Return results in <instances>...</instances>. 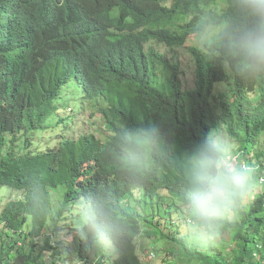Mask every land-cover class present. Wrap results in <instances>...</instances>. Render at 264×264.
<instances>
[{"label":"trees","instance_id":"16d2710c","mask_svg":"<svg viewBox=\"0 0 264 264\" xmlns=\"http://www.w3.org/2000/svg\"><path fill=\"white\" fill-rule=\"evenodd\" d=\"M227 6V0H0V226L8 230L0 232V264H46L48 255L64 264H103L69 223L71 208L91 195L137 212L139 239L113 264H145L139 251L145 242L162 264H264V192L216 247L189 252L174 229L181 205L169 163L157 165L137 191L114 144L127 123L163 126L172 130L178 155L222 124L241 158L264 173V82L230 77L190 47L195 81L184 88L168 52L189 42L195 14ZM85 117L100 120L99 130L75 134ZM145 199L157 200L168 215L141 213Z\"/></svg>","mask_w":264,"mask_h":264},{"label":"clouds","instance_id":"9594fccd","mask_svg":"<svg viewBox=\"0 0 264 264\" xmlns=\"http://www.w3.org/2000/svg\"><path fill=\"white\" fill-rule=\"evenodd\" d=\"M227 9L194 15L191 47L219 63L230 77L264 82V0H227ZM117 159L132 187L160 163H169L180 200L177 239L189 252L216 247L244 210L264 192V173L241 158L222 124L179 150L171 129L127 123L114 141ZM137 212L100 195L78 207L75 228L90 255L113 264L117 254L139 239Z\"/></svg>","mask_w":264,"mask_h":264},{"label":"rangeland","instance_id":"374dc122","mask_svg":"<svg viewBox=\"0 0 264 264\" xmlns=\"http://www.w3.org/2000/svg\"><path fill=\"white\" fill-rule=\"evenodd\" d=\"M190 47H191V43L189 41L184 48L175 49V50L171 49L168 51L170 54H173V56L176 59V62H178L179 66H180V80H181L182 86L184 88L185 87L192 88L194 86V81H195V63H194L192 56H191V53H190ZM223 84H225V83L217 84L216 88L220 90L222 88ZM73 99L74 98L71 96V100H73ZM82 121L83 122L78 124V126H76V124L74 123L73 126H76L74 128L75 134L76 133L94 132V131L99 130V126H100L99 121L100 120L98 121V120L93 119V118L88 119V117H85V119ZM231 141H232L233 147L240 154L239 145L237 143H235L233 140H231ZM4 195H5V191L4 190L0 191V206L3 205L1 197ZM146 200L147 199L142 201V208L139 209L141 213L146 211V213L149 215H161V216L168 215V212H166L164 206L162 207L160 204H158L157 200H151V201L150 200L146 201ZM81 203L82 202H80L79 204H77L71 208L72 214H71L70 220H69V223L71 226H75V220L77 217L78 207ZM132 203L135 204V200H132ZM176 209L177 208H175V210ZM168 211L170 213V212L174 211V208L172 207V208H170V210L168 209ZM175 221H176L177 226H174V229H178L179 222H180V214L175 215ZM65 224H66V221H63L62 226H64ZM1 231L6 232L8 230L5 229L4 227L0 226V232ZM28 231H29V229L25 228V232H28ZM50 234H51V231L47 230L45 233V236L40 238V239H37L36 241H38V243L43 244L45 241L44 239L47 236H49ZM141 246H142L141 248L139 247V251H140V254H141L142 259L144 260L145 264H162L160 261V255H159V253H156V250L154 249V244L152 242H145V245L141 244ZM145 253H146V256H144ZM59 262H61V263H59ZM45 263L46 264H64L66 262L63 259L59 260L58 258L54 257L53 255H48Z\"/></svg>","mask_w":264,"mask_h":264}]
</instances>
